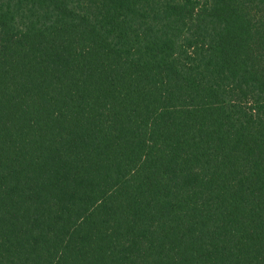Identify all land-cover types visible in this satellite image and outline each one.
Masks as SVG:
<instances>
[{"label":"trees","instance_id":"obj_1","mask_svg":"<svg viewBox=\"0 0 264 264\" xmlns=\"http://www.w3.org/2000/svg\"><path fill=\"white\" fill-rule=\"evenodd\" d=\"M0 264H264V0H0Z\"/></svg>","mask_w":264,"mask_h":264}]
</instances>
